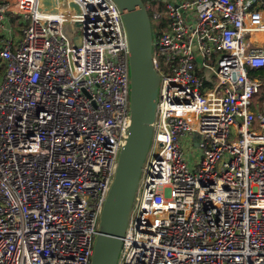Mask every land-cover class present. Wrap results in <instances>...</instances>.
Masks as SVG:
<instances>
[{
    "label": "built area",
    "instance_id": "2783aa9c",
    "mask_svg": "<svg viewBox=\"0 0 264 264\" xmlns=\"http://www.w3.org/2000/svg\"><path fill=\"white\" fill-rule=\"evenodd\" d=\"M41 3L0 0V264H91L129 118L126 36L111 0ZM142 4L160 83L118 264H264V0Z\"/></svg>",
    "mask_w": 264,
    "mask_h": 264
},
{
    "label": "water",
    "instance_id": "95a60500",
    "mask_svg": "<svg viewBox=\"0 0 264 264\" xmlns=\"http://www.w3.org/2000/svg\"><path fill=\"white\" fill-rule=\"evenodd\" d=\"M117 7L128 48L129 112L116 169L98 219L91 264H118L154 135L160 76L152 62L153 37L140 0H111ZM57 0H42L39 10L56 11ZM71 8L77 9L74 4Z\"/></svg>",
    "mask_w": 264,
    "mask_h": 264
},
{
    "label": "rangeland",
    "instance_id": "374dc122",
    "mask_svg": "<svg viewBox=\"0 0 264 264\" xmlns=\"http://www.w3.org/2000/svg\"><path fill=\"white\" fill-rule=\"evenodd\" d=\"M140 1H142L143 3H145L147 0H140ZM146 11H147V14L149 16V20H150V24H151V30H152V32L157 33L158 32L157 23L153 19V12H154V10L151 8V9H146ZM8 23H9V26L11 27V29H12V32L15 33L16 36L19 38V36H20V30H21L20 25L16 24L15 21H11V22L9 21ZM75 26L76 25L74 24V28H75ZM1 32H2V30H1ZM256 37H258V36H256ZM261 38L262 37L260 36V40H262ZM3 72H4V66L0 62V79H1V77L3 75ZM254 104L258 105L260 108L263 107V105H264V103L258 102L256 98H254ZM187 152H189L190 155H196V149L194 147L191 150L188 149ZM186 156L189 157L188 155H186Z\"/></svg>",
    "mask_w": 264,
    "mask_h": 264
},
{
    "label": "trees",
    "instance_id": "16d2710c",
    "mask_svg": "<svg viewBox=\"0 0 264 264\" xmlns=\"http://www.w3.org/2000/svg\"><path fill=\"white\" fill-rule=\"evenodd\" d=\"M250 75L253 78L260 80L264 84V68L251 70ZM254 98H256L258 102L264 103V85L261 88V90L258 92V94L254 96Z\"/></svg>",
    "mask_w": 264,
    "mask_h": 264
},
{
    "label": "crops",
    "instance_id": "0c3cea01",
    "mask_svg": "<svg viewBox=\"0 0 264 264\" xmlns=\"http://www.w3.org/2000/svg\"><path fill=\"white\" fill-rule=\"evenodd\" d=\"M14 36H15V39L17 40H19V38L21 37V30H20V36H19V38L16 36V34L14 33ZM3 38V35L0 33V40ZM257 39L258 40H260V37H257ZM262 39V38H261Z\"/></svg>",
    "mask_w": 264,
    "mask_h": 264
}]
</instances>
